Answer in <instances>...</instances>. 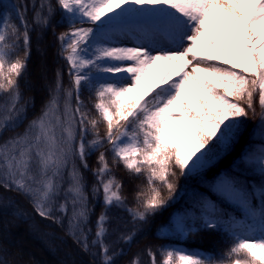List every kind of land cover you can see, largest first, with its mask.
Segmentation results:
<instances>
[{
	"label": "snow or ice",
	"instance_id": "obj_1",
	"mask_svg": "<svg viewBox=\"0 0 264 264\" xmlns=\"http://www.w3.org/2000/svg\"><path fill=\"white\" fill-rule=\"evenodd\" d=\"M57 11V24L67 28L57 39L69 86L58 70L41 114L0 141V187L29 198L42 218L62 224L67 217L69 234L88 251L92 209L84 173L92 172L91 195L102 198L104 211L91 244L100 247L102 264H115L104 243L110 216L123 210L146 223L183 199L179 177L199 178L205 190L159 231L183 238L218 231L229 247L220 254L166 248L161 264H264V0H0V136L27 119L31 100H24L20 80L30 32L32 25L50 27ZM250 114L259 146L214 172L239 145ZM97 152L93 170L89 157ZM121 165L147 178L135 208L113 173ZM148 254L156 264V253ZM0 264L10 262L0 256Z\"/></svg>",
	"mask_w": 264,
	"mask_h": 264
},
{
	"label": "trees",
	"instance_id": "obj_2",
	"mask_svg": "<svg viewBox=\"0 0 264 264\" xmlns=\"http://www.w3.org/2000/svg\"><path fill=\"white\" fill-rule=\"evenodd\" d=\"M12 2L22 5L30 4L31 0H12ZM26 16L31 25L32 11H28ZM59 19L60 12L57 11L50 27L41 29L32 25L33 30L30 32L31 54L27 71L20 80V91L25 101L31 100V106L27 109V119L23 121L20 127L28 124L41 114L50 98L47 84L50 80L54 82L58 70L63 73L65 87L69 86L67 65L59 54L60 42L57 39L58 35L66 31L67 28L65 25L57 24ZM14 22L19 24L18 20ZM38 30H41L39 39H37L36 34ZM41 43L44 45L43 48L41 47L40 54L37 47ZM43 49L44 51L42 52ZM44 52H46V57ZM41 56L45 57L42 60L44 61V68L47 70L46 73L43 72V69V73H40L41 70L36 72ZM166 71L159 69L155 75V80L150 83H157ZM35 77L38 81L36 84L32 82ZM82 99L89 108L92 107L93 100L90 99V94L88 96L84 93ZM257 111H259L258 104ZM256 123H258V120L254 119L250 114L246 126L247 131L241 137L239 145L234 151L218 161L216 168L213 170L214 172L224 171L233 167L238 162L241 153L247 151L250 147L259 146V136L254 127ZM103 131L104 127L101 125V134H103ZM3 134L4 138L13 135L11 131H6ZM91 138L90 136L89 139ZM98 155L99 153L97 152L89 157V166L93 170L98 167L96 162ZM109 161L111 163L110 154ZM113 173L123 185L122 194L126 198L127 206L135 208L136 192L140 189H147L146 175L132 177L122 165L114 167ZM84 174L89 193V203L92 209L87 226L92 230L89 235V250L85 251L77 243L76 239L69 234L67 217H63L62 224L55 223L51 219L42 218L35 211L29 198L19 192L0 187V197H3V199H0V247H2L0 256L4 260L9 261L10 264H62L64 258L68 255L67 257L72 261V264H102L103 254L101 249L98 245L93 246L91 241L96 238L95 222L100 213L104 211V208L102 198L98 201L97 198L91 195L95 177L92 172L85 171ZM178 186L183 187L185 190L184 193H181L183 199L178 200L157 215L150 217L146 223H134L131 217L123 210L119 211L118 219L114 214L110 216L109 233L105 237L104 243L108 245L109 255L113 257L115 264H131L136 257H139L140 264H152L151 257L148 254L149 250L156 253V264H161L164 258V250L166 248H176L178 245L185 247L186 251L197 250L201 253L220 254L227 250L229 243L218 231H201L188 238L159 231L160 226L168 222L169 216L173 212L180 211L188 205L189 198L194 192L205 190V184L199 178L186 180L184 177H179ZM63 199L62 190L60 196L57 197V202L62 203ZM56 215L61 216L62 214L57 212ZM127 232L134 233L131 242H125L121 239L122 234ZM23 241L27 244H24ZM28 246H34L37 250H30ZM65 262L67 264V261Z\"/></svg>",
	"mask_w": 264,
	"mask_h": 264
},
{
	"label": "rangeland",
	"instance_id": "obj_3",
	"mask_svg": "<svg viewBox=\"0 0 264 264\" xmlns=\"http://www.w3.org/2000/svg\"><path fill=\"white\" fill-rule=\"evenodd\" d=\"M36 34H37V39H39L40 37H41V30H38V31H36ZM43 43H41V45L40 46H38L37 47V50H38V52L41 54V47L43 48ZM44 51V49L42 50V52ZM45 53L46 52H44V56H45ZM46 57V56H45ZM45 57H43V56H41V58H40V62L38 63V66H37V70H36V72L39 70H41L40 71V73H43V72H47V70H46V68H44V61L42 60V58L43 59H45ZM41 60H42V62H41ZM42 69L44 70L43 72H42ZM160 70H168V66H165L164 68H161ZM153 80H155V76H153V78H152V80H151V82H153ZM32 82H34V84H36L38 81L36 80V77L35 78H33L32 79ZM50 86H54V82L52 81V80H50L49 81V83L47 84V87H48V91H49V87ZM88 96H89V93H87V92H85ZM49 96H50V94H49ZM39 116V115H38ZM37 116V117H38ZM27 125L28 124H24L22 127H18L16 130H9V131H11L12 133H13V135L14 134H16L17 132H23L24 130H25V128L27 127ZM12 135V136H13ZM3 139H6V138H4V134L2 135V136H0V141H2ZM136 183V182H135ZM67 186V181H65V184H64V188ZM120 222H121V220H120ZM23 243L24 244H27L25 241H23ZM176 248H183V249H185L186 250V248L185 247H183V246H181V245H178V247H176ZM28 249H30V250H37L34 246H28ZM68 256V255H67ZM65 257L64 258V262L62 263V264H65L66 262L65 261H67V264H72V261L71 260H69V258L68 257Z\"/></svg>",
	"mask_w": 264,
	"mask_h": 264
}]
</instances>
